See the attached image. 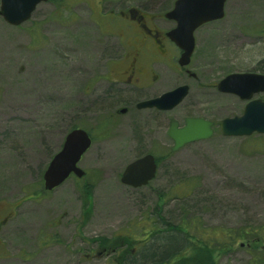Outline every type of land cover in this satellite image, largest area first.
<instances>
[{
    "label": "rangeland",
    "instance_id": "374dc122",
    "mask_svg": "<svg viewBox=\"0 0 264 264\" xmlns=\"http://www.w3.org/2000/svg\"><path fill=\"white\" fill-rule=\"evenodd\" d=\"M98 1L43 3L19 27L0 17V219L9 216L0 222V264H139L146 243L97 253L125 236L152 245L155 223L172 235L188 231L192 242L241 233L233 247L214 253L216 264H264V135L224 137L218 125L241 115L246 102L210 86L233 73L264 74V0H228L223 20L197 30V41L205 39L195 55L199 79L181 105L166 112L131 105L127 115L117 110L159 97L179 79L165 72V83L152 89L117 93L123 53L98 19ZM176 1L120 6L158 14ZM188 117L213 121L214 137L173 152L171 121L183 126ZM75 127L94 140L79 163L85 178L71 177L39 196ZM147 154L158 160L156 179L141 189L124 185L126 167Z\"/></svg>",
    "mask_w": 264,
    "mask_h": 264
},
{
    "label": "water",
    "instance_id": "95a60500",
    "mask_svg": "<svg viewBox=\"0 0 264 264\" xmlns=\"http://www.w3.org/2000/svg\"><path fill=\"white\" fill-rule=\"evenodd\" d=\"M50 0H1L0 16L12 26H20L32 18L41 3ZM228 0H177L174 9L166 15L177 23L169 33L183 51L182 65L189 64L195 50L194 34L205 24L225 17ZM221 93L233 94L247 101L241 116L222 120L221 131L225 137H250L254 134L264 135V101L254 99L264 93V75L258 73H234L225 77L219 84ZM189 94L188 86L178 87L159 98L140 102L139 110L153 109L171 111L180 105ZM128 112L121 109L120 114ZM213 123L204 118H188L186 127L180 129L179 123L172 120L168 132L174 141L176 152L190 143L210 139L213 136ZM91 136L83 129L69 133L61 151L55 155L44 174V187L51 191L63 184L72 174L83 178L85 172L78 167L83 155L91 148ZM157 164L153 155H146L132 162L125 169L121 182L135 189L147 186L155 179ZM244 246V244H242Z\"/></svg>",
    "mask_w": 264,
    "mask_h": 264
},
{
    "label": "flooded vegetation",
    "instance_id": "af4514ba",
    "mask_svg": "<svg viewBox=\"0 0 264 264\" xmlns=\"http://www.w3.org/2000/svg\"><path fill=\"white\" fill-rule=\"evenodd\" d=\"M120 4V0L98 1V19L106 26H109L110 33L119 39L117 50L123 53L120 58H117V77L113 80L117 84V93L129 90L143 91L152 89L159 84L165 83L163 75L165 72H173L179 79L173 89L192 85L193 81L199 79L198 75L193 72V69H196L195 55L197 47L202 45L201 42H205V39L200 42L195 37L194 54L189 64L182 65L181 59L184 51L169 36V33L176 28L177 24L175 21L165 17L166 13L173 10L174 6L166 13L156 11L158 14H154L153 11L155 12V9L136 5L121 7ZM207 37L209 39L206 42H223L222 40L211 39L210 36ZM156 64L162 66L163 69H154ZM210 86L217 88L218 84ZM237 98L240 99L239 97ZM240 101L242 100L240 99ZM131 105L136 107L138 103H126L124 108L128 109L127 114L131 112ZM118 111L119 109L117 110V115H119ZM150 111L164 112L157 109H150ZM185 120L184 125L181 127L185 126ZM216 126L214 123V132H216ZM218 127L220 128V125ZM203 142L190 143L186 147L202 144ZM8 217H2L0 222H4Z\"/></svg>",
    "mask_w": 264,
    "mask_h": 264
},
{
    "label": "trees",
    "instance_id": "16d2710c",
    "mask_svg": "<svg viewBox=\"0 0 264 264\" xmlns=\"http://www.w3.org/2000/svg\"><path fill=\"white\" fill-rule=\"evenodd\" d=\"M85 188L86 187H80L81 190ZM154 228L155 232L150 234V241L153 240V244L148 245L147 241L144 240V242H146L144 246H149L147 248L148 252L138 256L137 260H139V264H216L213 259L214 253L227 249L229 246L233 247L237 242V238L242 237L241 233H231L227 231L222 234L221 237L213 238L207 236L204 240L196 238L194 242H192L190 241L191 237L188 231L186 233L183 231V234L186 236L181 234L182 230L172 235L170 234V229H168L169 231L160 230L156 223L154 224ZM244 234L246 235L247 233L244 232L243 236ZM250 234H255L257 236L256 231H252ZM134 238L131 236L117 238L113 242L109 241L102 245L100 249L102 252L112 254L121 248H129L133 244H138L139 242ZM257 238L262 237L258 235ZM188 246L190 247L187 248ZM186 251L188 253L184 256L183 253ZM119 264L128 263H126V261H119Z\"/></svg>",
    "mask_w": 264,
    "mask_h": 264
}]
</instances>
